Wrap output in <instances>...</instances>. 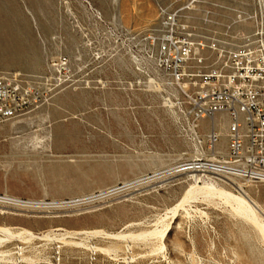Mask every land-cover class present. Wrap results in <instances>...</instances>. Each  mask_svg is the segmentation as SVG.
<instances>
[{
	"label": "rangeland",
	"instance_id": "1",
	"mask_svg": "<svg viewBox=\"0 0 264 264\" xmlns=\"http://www.w3.org/2000/svg\"><path fill=\"white\" fill-rule=\"evenodd\" d=\"M190 2L0 0V71L41 74L64 56L92 80L75 88L68 73L44 105L0 122V196L57 202L0 205V264H264V183L139 181L189 151L148 81L158 5L206 36L239 13L250 33L264 14V0Z\"/></svg>",
	"mask_w": 264,
	"mask_h": 264
},
{
	"label": "built area",
	"instance_id": "2",
	"mask_svg": "<svg viewBox=\"0 0 264 264\" xmlns=\"http://www.w3.org/2000/svg\"><path fill=\"white\" fill-rule=\"evenodd\" d=\"M158 14L148 37L159 74L148 81L164 87V105L188 145L174 167L227 183H264V14L250 33L236 29L252 18L239 13L212 36L199 34L177 9L159 4ZM72 69L63 56L41 74L0 71V122L44 105ZM69 79L75 88L92 83L87 73Z\"/></svg>",
	"mask_w": 264,
	"mask_h": 264
},
{
	"label": "bare ground",
	"instance_id": "3",
	"mask_svg": "<svg viewBox=\"0 0 264 264\" xmlns=\"http://www.w3.org/2000/svg\"><path fill=\"white\" fill-rule=\"evenodd\" d=\"M182 169L180 166L177 167H171L166 170V173H161V174H153L150 177L142 178L139 181L142 182H148L150 180H153L155 178H158L162 175H175V174H183ZM191 177L193 178H200L201 175L198 173H191ZM231 183V182H230ZM234 184L235 186H241V184L237 183H231ZM0 205L5 206V207H11V208H18V209H33V208H46V207H51L55 206L57 207V202H45V201H33V200H23L21 198H16V197H8V196H0ZM54 208V207H53Z\"/></svg>",
	"mask_w": 264,
	"mask_h": 264
},
{
	"label": "crops",
	"instance_id": "4",
	"mask_svg": "<svg viewBox=\"0 0 264 264\" xmlns=\"http://www.w3.org/2000/svg\"><path fill=\"white\" fill-rule=\"evenodd\" d=\"M225 116L224 115H219L218 117H217V119L219 120V119H221V120H225ZM221 129L222 130H224L225 129V127L223 126V127H221ZM225 144H224V142L222 143V146H224Z\"/></svg>",
	"mask_w": 264,
	"mask_h": 264
}]
</instances>
